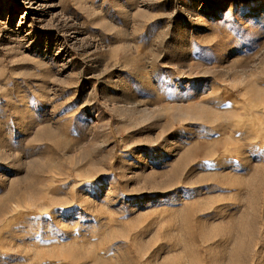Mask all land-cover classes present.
<instances>
[{
  "label": "rangeland",
  "instance_id": "374dc122",
  "mask_svg": "<svg viewBox=\"0 0 264 264\" xmlns=\"http://www.w3.org/2000/svg\"><path fill=\"white\" fill-rule=\"evenodd\" d=\"M0 264H264V0H0Z\"/></svg>",
  "mask_w": 264,
  "mask_h": 264
}]
</instances>
